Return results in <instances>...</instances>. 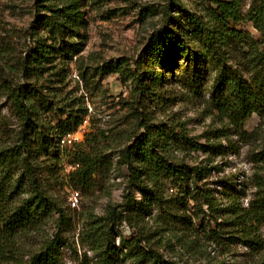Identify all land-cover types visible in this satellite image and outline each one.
I'll use <instances>...</instances> for the list:
<instances>
[{
  "label": "rangeland",
  "instance_id": "374dc122",
  "mask_svg": "<svg viewBox=\"0 0 264 264\" xmlns=\"http://www.w3.org/2000/svg\"><path fill=\"white\" fill-rule=\"evenodd\" d=\"M37 1L0 0V68L17 82L35 84L44 95L42 98L54 102L59 113L61 108L75 105L82 112L88 108L83 123L71 133L78 140L63 148L68 153L77 144L86 142L87 134L92 133L91 148L105 154L109 165L95 176L91 188L82 189L68 182L74 166L66 153L58 171L43 157L39 175L70 223L62 224L58 212L43 215L34 229L20 235L16 256L28 260L58 233L63 264H96L98 255L91 249L95 235L91 232L99 227V233L103 234L107 229L103 224L107 209L124 202L128 173L119 158L136 130L131 114L134 86L131 79L117 71L115 64L119 60L122 67L132 64L150 35L162 24L166 0H80L85 22L74 38L79 51L74 55L52 53L41 67L31 68L26 75L22 62L34 40L54 42L43 25L37 29V14L46 12L44 6H37ZM244 1L249 4L251 0ZM181 2L207 17L209 0ZM237 26L254 37L259 36L250 21H241ZM210 93L209 86L200 98L180 95L172 111L186 122L194 140L205 145L181 150L176 153L177 159L189 166L212 167L209 177L199 180L198 185L211 191L219 209L210 215L198 193L184 198L183 189L167 181L163 187L168 201L164 208L153 206L149 214L129 211L127 219L114 227L115 264H144L140 259L141 246L157 249L174 264H264V225L246 222L242 215L229 212L247 207L254 197L257 174L262 168L257 153L264 144V113L253 114L245 126L252 136L241 139L235 127L210 105ZM33 98L35 117L53 132L57 129V112L46 107L39 95ZM154 116L167 117L164 113ZM20 122L0 80L1 149L18 143ZM228 140L235 144V151L222 152L219 147H212L217 142L227 146ZM74 191L80 192L76 207L70 202ZM133 195L142 198L138 190ZM185 201L188 207L183 210L178 202Z\"/></svg>",
  "mask_w": 264,
  "mask_h": 264
},
{
  "label": "trees",
  "instance_id": "16d2710c",
  "mask_svg": "<svg viewBox=\"0 0 264 264\" xmlns=\"http://www.w3.org/2000/svg\"><path fill=\"white\" fill-rule=\"evenodd\" d=\"M79 2L37 1L38 7L46 8L44 14L36 16L37 29L43 25L54 42L34 40L22 62L26 75L31 68L41 67L52 53L74 55L79 51L74 38L85 22ZM208 4L207 18L181 0H166L162 24L150 35L132 64L122 67V60L115 64L117 71L131 79L134 86L131 114L136 130L119 158L128 173L124 202L107 209L103 218L107 229L103 234L99 233V227L91 232L95 235L91 249L98 255L96 264H115L117 248L113 231L127 219L126 213L149 214L153 206L164 208L168 202L163 190L167 181L179 185L184 198L198 193L210 215L219 209L211 191L198 185L199 180L209 177L212 167L189 166L177 159L176 153L181 150L205 147L194 140L186 122L172 111L180 95L200 98L210 86V105L235 127L241 139L252 136L245 126L253 114L264 113V0H251L249 4L244 0H209ZM241 21L252 22L259 36L239 28ZM0 80L21 120L18 143L0 148V264H63L58 233L24 261L16 256L17 240L34 229L43 215L58 212L62 224L70 223L39 175L41 159L45 157L52 169L58 171L66 153L61 141L79 128L88 108L82 112L75 105L61 108L59 113L54 102L42 98L44 95L35 84L17 82L1 68ZM34 95H39L46 107L57 112V129L53 132L35 117ZM154 113H164L167 117L158 119ZM91 138L92 133L87 134L86 142L65 154L74 166L68 182L77 188H91L95 176L109 165L105 154L91 148ZM227 144L217 142L212 147H219L222 152L236 150L232 140ZM257 155L262 168L257 174L254 197L247 207L229 212L261 226L264 225V144ZM134 190L139 191L141 199L135 198ZM178 203L183 210L187 209L186 201ZM121 240L126 241L123 237ZM140 251L144 264H174L152 247L141 246Z\"/></svg>",
  "mask_w": 264,
  "mask_h": 264
},
{
  "label": "built area",
  "instance_id": "2783aa9c",
  "mask_svg": "<svg viewBox=\"0 0 264 264\" xmlns=\"http://www.w3.org/2000/svg\"><path fill=\"white\" fill-rule=\"evenodd\" d=\"M77 140H78V137L76 135L68 134L62 139L61 143L62 145L71 146L75 144ZM79 198H80V192L74 191L73 195L71 196V200H70L73 207H76L78 205Z\"/></svg>",
  "mask_w": 264,
  "mask_h": 264
}]
</instances>
